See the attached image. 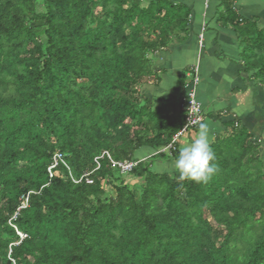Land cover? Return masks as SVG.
<instances>
[{
  "label": "trees",
  "instance_id": "obj_1",
  "mask_svg": "<svg viewBox=\"0 0 264 264\" xmlns=\"http://www.w3.org/2000/svg\"><path fill=\"white\" fill-rule=\"evenodd\" d=\"M223 5L264 88V29ZM188 19L180 0H0V264H264V155L248 131L232 121L211 142L207 183L151 169L175 161L177 143L160 150L184 113L138 90ZM143 148L152 155L134 160ZM103 151L137 165L121 175L103 159L92 185H74L68 173L91 172ZM56 152L69 172L50 179Z\"/></svg>",
  "mask_w": 264,
  "mask_h": 264
},
{
  "label": "crops",
  "instance_id": "obj_2",
  "mask_svg": "<svg viewBox=\"0 0 264 264\" xmlns=\"http://www.w3.org/2000/svg\"><path fill=\"white\" fill-rule=\"evenodd\" d=\"M139 1L147 4L155 0ZM223 2H231L241 21L255 22L258 29H264V0H180L189 11L187 33L150 57L152 70L158 76L149 78L138 93L156 107L173 104L178 114L181 99L187 92L186 72L197 67L199 83L195 97L202 110L201 122H208L212 129L211 142L226 136L231 128L228 124L235 121L236 128H244L264 149V88L245 73L232 27H223L219 21L224 13ZM197 132L198 129L181 136L178 150L194 139ZM152 153L143 148L136 152L134 160H146ZM151 169L157 174H166L167 170L177 172L174 162L167 161H156Z\"/></svg>",
  "mask_w": 264,
  "mask_h": 264
},
{
  "label": "built area",
  "instance_id": "obj_3",
  "mask_svg": "<svg viewBox=\"0 0 264 264\" xmlns=\"http://www.w3.org/2000/svg\"><path fill=\"white\" fill-rule=\"evenodd\" d=\"M202 39L199 37V44L201 46ZM187 81L185 84V89L187 92L184 94V96L181 99L179 110L184 113V124L181 130L172 138L171 142L167 147L160 150L162 153H169L170 151L174 150V145L178 142L179 138L187 133H190L194 128H196L202 118V110L199 105V103L196 100L195 97V88L199 83V77H198V68L192 67L190 71L187 73ZM103 159H107L110 166L117 170L121 175H126L132 171L134 167H136V162H128V161H114L111 159L110 155L107 152H101L98 156H96L93 160L94 162V169L89 172L85 173L82 176H80L78 179H73L71 174L68 173V178H70L71 182L74 185H78L81 183H84L85 185H92L93 180L92 176L95 172H97L100 169V162ZM59 167H62L63 169L68 170V167L66 166L64 157L56 152L51 157V164L47 168L48 177L51 179L54 177L57 173V170ZM27 200L24 201L22 208H25ZM20 209V208H19ZM20 239L23 238L22 235L18 234Z\"/></svg>",
  "mask_w": 264,
  "mask_h": 264
},
{
  "label": "clouds",
  "instance_id": "obj_4",
  "mask_svg": "<svg viewBox=\"0 0 264 264\" xmlns=\"http://www.w3.org/2000/svg\"><path fill=\"white\" fill-rule=\"evenodd\" d=\"M211 134L210 124L201 122L195 138L179 149L174 167L181 179L207 183L217 172L218 167L214 163L216 154L211 146Z\"/></svg>",
  "mask_w": 264,
  "mask_h": 264
},
{
  "label": "rangeland",
  "instance_id": "obj_5",
  "mask_svg": "<svg viewBox=\"0 0 264 264\" xmlns=\"http://www.w3.org/2000/svg\"><path fill=\"white\" fill-rule=\"evenodd\" d=\"M141 4H142V6H145V5H147L148 3L146 4V2H141ZM190 69H191V68H190ZM190 69H189V71H190ZM186 74H187V72H186ZM157 76H158V75H156V76H154V77L157 78ZM186 79H187V78H186ZM152 80H153V79H151V81H152ZM187 80H188V79H187ZM144 81H146V80H144ZM138 94H139V93H138ZM259 143L262 144L263 141H259ZM259 147H260V146H259ZM260 150H261V151H260L261 154L264 155V149H260ZM152 171H153L154 173H156V172L154 171V169H152ZM156 174H157V173H156ZM166 174H167V175H170V176H171V175L174 176V175H178V172H168V170H167ZM123 179H124V181L126 180V183H130V182H131L129 177H123ZM135 183H136V182H135ZM135 183H132L131 186H130V188H131V190H134V191H136V193H137V192H138V190H137L138 188H137V184H135ZM108 190H109V192H113V190L111 189V187H109Z\"/></svg>",
  "mask_w": 264,
  "mask_h": 264
}]
</instances>
